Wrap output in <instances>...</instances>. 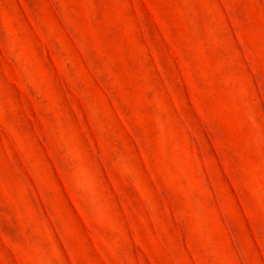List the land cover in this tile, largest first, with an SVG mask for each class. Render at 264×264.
Instances as JSON below:
<instances>
[{
  "label": "rangeland",
  "instance_id": "1",
  "mask_svg": "<svg viewBox=\"0 0 264 264\" xmlns=\"http://www.w3.org/2000/svg\"><path fill=\"white\" fill-rule=\"evenodd\" d=\"M0 264H264V0H0Z\"/></svg>",
  "mask_w": 264,
  "mask_h": 264
}]
</instances>
